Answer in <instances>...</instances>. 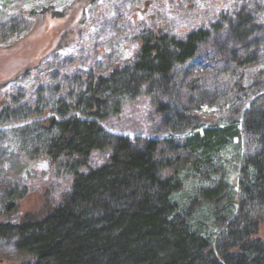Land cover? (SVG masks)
<instances>
[{
	"label": "trees",
	"instance_id": "obj_1",
	"mask_svg": "<svg viewBox=\"0 0 264 264\" xmlns=\"http://www.w3.org/2000/svg\"><path fill=\"white\" fill-rule=\"evenodd\" d=\"M227 25L240 44L260 29L243 12ZM209 36L204 29L184 39L144 30L134 59L108 76L75 78L57 99L1 110L0 125L12 130L21 151L47 157L73 179L58 206L17 225L0 223V241L13 240L17 254L32 258L23 264H264L257 237L264 223L263 89L241 124L209 125L181 144L150 140L136 147L101 124L142 94L172 92L178 68ZM106 150V164L81 171L94 151ZM26 194V187L6 190L4 213H15Z\"/></svg>",
	"mask_w": 264,
	"mask_h": 264
},
{
	"label": "rangeland",
	"instance_id": "obj_2",
	"mask_svg": "<svg viewBox=\"0 0 264 264\" xmlns=\"http://www.w3.org/2000/svg\"><path fill=\"white\" fill-rule=\"evenodd\" d=\"M241 12L260 29L240 44L230 38L227 22ZM218 23L222 29L216 30ZM199 29L210 36L178 68L172 92L142 94L101 124L136 147L150 140L181 144L209 125L241 124L257 88L264 90V0H0V112L57 99L75 78L108 76L134 59L144 30L184 39ZM247 55H253L251 62L242 60ZM244 141L246 153L255 150ZM19 147L12 130L0 125V223L17 225L27 215H43L72 188V177L47 157L30 158ZM161 150L171 155L169 147ZM109 157V150L94 151L81 171ZM10 187H26L27 194L15 213L5 214L2 200ZM257 237L264 241V223ZM27 261L32 258L17 254L13 240L0 241V264Z\"/></svg>",
	"mask_w": 264,
	"mask_h": 264
}]
</instances>
